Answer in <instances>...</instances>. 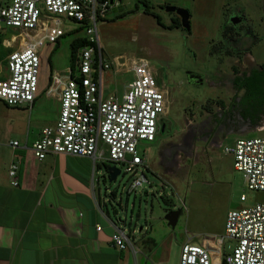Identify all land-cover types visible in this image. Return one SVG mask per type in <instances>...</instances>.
Returning <instances> with one entry per match:
<instances>
[{"label": "rangeland", "instance_id": "rangeland-1", "mask_svg": "<svg viewBox=\"0 0 264 264\" xmlns=\"http://www.w3.org/2000/svg\"><path fill=\"white\" fill-rule=\"evenodd\" d=\"M115 2L118 5H113L97 25L103 58L111 65V69L103 73L104 97H121L133 79L128 63L132 59H145L154 70L158 87L169 90L168 111L159 122L156 140L139 144L140 155L146 159L148 169L145 174L151 186L144 184L136 193H128L133 177L117 167L121 173L111 182L106 171L108 164L101 160L97 162L94 184L103 195L108 191V202L118 214L115 215L110 207L111 217L120 218V227L131 237L134 248L144 245L143 242L150 246V250L146 248L145 251V247L140 250L141 254L137 255L140 262L179 264L183 244L199 243L203 238H223L230 210L264 201L263 193L247 188L242 174L233 167V157L224 153V147L236 139L264 137V124L256 128H225L224 131L217 126L213 128L220 113L218 103H229L232 96L231 87L223 80L238 72L237 57L227 52L229 47L222 38L223 25L234 7L244 10L248 22L263 37L250 54L256 62L264 63V19L258 12L262 11L264 16V0ZM161 6L187 10L190 32L181 27L177 15L170 16L161 11ZM124 13L128 14L117 18ZM159 18L163 27L168 29L159 25ZM61 28L67 35L59 39L58 47L56 44L42 46L40 77L43 79L46 78V66L63 75L77 66L80 49L72 50L71 44L84 37L85 31L80 30L81 24L67 19H63ZM17 34L0 24V77L7 75L6 54L20 47L21 38L12 40ZM5 40L12 41L13 48L7 50ZM219 42L222 52L215 46ZM187 71L203 75L204 84L189 83ZM166 72L170 76L165 78ZM209 76L218 77L222 83L213 85ZM41 101L33 109L9 107L0 101V112L10 113L6 118L7 125L12 123L15 129L43 126L57 118L58 109ZM162 125H165L164 131ZM241 195L246 196L245 202L240 201ZM172 211L181 212L173 229L165 218ZM234 244L224 238L225 255L231 253Z\"/></svg>", "mask_w": 264, "mask_h": 264}, {"label": "built area", "instance_id": "built-area-1", "mask_svg": "<svg viewBox=\"0 0 264 264\" xmlns=\"http://www.w3.org/2000/svg\"><path fill=\"white\" fill-rule=\"evenodd\" d=\"M113 5L118 3L0 0V24L18 33L13 41L21 38L20 47L7 56V75L0 78V101L9 107H31L39 95L42 46L54 45L66 34L61 28L63 19L81 24L88 44L80 49L74 70L51 76L46 94H59V117L55 125L41 130L32 151L39 161L49 155L66 154L89 158L95 165L100 160L114 164L133 177L128 193H136L144 184L152 185L145 174L148 166L139 144L156 140L159 122L168 111V93L158 87L148 60L132 59L128 66L133 79L124 94L104 97L103 73L111 65L103 58L97 25ZM5 45L13 48L12 41L5 40ZM10 145L15 149L19 142ZM224 153L233 157V167L242 174L247 188L264 194V137L236 139L224 147ZM19 168L15 162L9 169L13 187L19 186ZM240 200L246 201V196L241 195ZM224 238L235 242L227 255ZM112 243L121 251H137L121 227L115 226ZM215 257L224 259L215 261ZM179 264H264V201L230 210L223 238L185 243Z\"/></svg>", "mask_w": 264, "mask_h": 264}, {"label": "crops", "instance_id": "crops-1", "mask_svg": "<svg viewBox=\"0 0 264 264\" xmlns=\"http://www.w3.org/2000/svg\"><path fill=\"white\" fill-rule=\"evenodd\" d=\"M45 70L39 95L29 108L44 100L58 109L56 119L22 130L11 122L7 125L10 113L0 112V264H141L137 255L144 247L150 250L145 242L136 246V253L131 248L121 251L112 243L114 228L122 222L111 217L110 207L118 214L108 202V191L103 195L95 187L98 163L66 154L49 155L43 161L34 156L33 143L44 127L55 125L61 107L59 94H46L51 76L61 73L47 66ZM13 141L19 142L18 148L11 147ZM15 162L20 166L18 187L9 177ZM223 259L215 257V261Z\"/></svg>", "mask_w": 264, "mask_h": 264}, {"label": "flooded vegetation", "instance_id": "flooded-vegetation-1", "mask_svg": "<svg viewBox=\"0 0 264 264\" xmlns=\"http://www.w3.org/2000/svg\"><path fill=\"white\" fill-rule=\"evenodd\" d=\"M159 9L169 13L170 16L177 15L176 13L167 12L166 6H161ZM258 12L263 20L262 11L258 10ZM247 17L248 15L244 10L234 7L228 16L226 25H223L222 28V38L229 47L227 52L237 57L235 65L238 72L233 74L230 79L223 80L225 85L231 87L232 96L229 98V103L224 101L218 103V112L220 113L214 122L213 128L217 126L221 131H224L225 128L235 130L238 126L256 128L264 124V63L256 62L250 54L253 47L259 44L263 37L252 27ZM171 20L173 23L176 22L175 19ZM157 22L162 28L168 29L161 24V18L157 19ZM178 23L181 25V18ZM220 42H222V39ZM220 42L215 46L222 52L223 48L220 46ZM241 54L242 56L239 57ZM186 74L189 83L203 85L205 82V78L199 73L187 71ZM168 76L170 74L166 72L165 78ZM209 79L213 85L222 83L216 76H209Z\"/></svg>", "mask_w": 264, "mask_h": 264}, {"label": "water", "instance_id": "water-1", "mask_svg": "<svg viewBox=\"0 0 264 264\" xmlns=\"http://www.w3.org/2000/svg\"><path fill=\"white\" fill-rule=\"evenodd\" d=\"M112 2L114 0H111ZM166 11L170 13H176L181 18V25L182 27L187 31L190 32L191 25H190V13L181 8L177 7H166ZM165 125H162V131H164ZM107 174L110 178V181L113 182L116 180L117 176L120 174V170L115 166H109L107 169ZM180 211H172L166 215V220L168 222V225L172 227V229L176 226L178 222V218L180 216Z\"/></svg>", "mask_w": 264, "mask_h": 264}, {"label": "trees", "instance_id": "trees-1", "mask_svg": "<svg viewBox=\"0 0 264 264\" xmlns=\"http://www.w3.org/2000/svg\"><path fill=\"white\" fill-rule=\"evenodd\" d=\"M143 2H144L145 5H147V2H146V1H143ZM146 12L149 13L148 10H146ZM129 13H130V12H129ZM127 14H128V13L121 14V15H119L117 18H123V17H125ZM102 19H103V18H102ZM102 19H100V20H102ZM158 21H159V20H158ZM80 30H84V28L81 26ZM76 31H78V30H76ZM76 31H75V32H76ZM68 34H70V33H68ZM65 35H67V33H66ZM65 35H64V36H65ZM87 44H88V41H87L86 37H85V36H84V37H80V38L75 39V40L72 42V44H71V49L74 50V51H76L77 49H81L82 47H84V46L87 45ZM58 46H59V41L56 43V47H58ZM108 167H109V165H107L106 169H107Z\"/></svg>", "mask_w": 264, "mask_h": 264}]
</instances>
